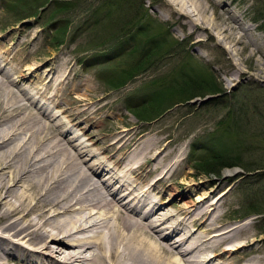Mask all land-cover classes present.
Returning <instances> with one entry per match:
<instances>
[{"label":"rangeland","instance_id":"374dc122","mask_svg":"<svg viewBox=\"0 0 264 264\" xmlns=\"http://www.w3.org/2000/svg\"><path fill=\"white\" fill-rule=\"evenodd\" d=\"M202 2L208 7L204 21L209 29H197L190 35V25L171 13L167 0H0V63L10 70L21 66L29 77L22 79L12 70V78L27 90L39 73L34 65L42 64L45 70L49 64L58 69L47 84L49 91L58 79L66 88L64 98L73 89L86 97L80 106L83 111L89 104L102 106L100 111L93 106L84 112L80 124L68 113L62 116L67 123L74 120L66 125L71 128L70 137L94 150L98 159L91 156L93 161H103L102 178H108L105 169L110 167V155L102 153L100 144L115 140L124 128L132 136L148 134L146 144L157 139V150L165 149L162 160L166 164L178 155L171 172L149 193L156 199L165 195L166 203L160 208L163 215H156L161 224L158 229L162 230L167 219L189 221V215L182 214L186 193L192 204L208 212V221L216 223L217 229L235 228L230 238L219 241L242 245L228 253L230 260L264 264V213L248 210L252 203L264 202V0ZM186 7L193 8L189 3ZM232 16L242 26L243 41L236 45L231 34L237 31L222 30L230 26ZM157 35L166 39L162 51L151 57L149 67L129 78L130 71H136L133 66L146 59L142 50L151 40H159ZM111 74L116 76L110 79ZM187 75L196 81L211 77L223 92L175 104L180 100L178 94L166 90L164 97L157 98L166 101L160 106L162 111L170 108L151 121L129 110V106L149 101L151 92ZM116 82L123 84L115 87ZM160 108L157 103L155 109ZM53 113L60 115L61 109L54 108ZM93 115L94 119L83 123ZM230 126L238 129V138L226 135ZM236 142H242L241 166L224 168L219 174L198 169L204 152L230 151ZM249 167L254 169L248 171ZM191 225L197 229L199 224ZM207 242L212 245L211 240ZM217 253L214 263L221 260Z\"/></svg>","mask_w":264,"mask_h":264},{"label":"bare ground","instance_id":"6f19581e","mask_svg":"<svg viewBox=\"0 0 264 264\" xmlns=\"http://www.w3.org/2000/svg\"><path fill=\"white\" fill-rule=\"evenodd\" d=\"M167 5L172 14L186 19L190 35L209 29L202 0H167ZM230 18V26L222 30L237 31L231 34L236 45L243 41L242 26L238 17ZM41 66L34 65L39 73L29 91L12 78V70L22 79L29 77L21 66L10 70L0 63V264H236L228 253L242 245L219 242L235 228L217 229L208 212L192 204L186 193L182 214L189 215L190 224L167 219L158 229L156 215H163L165 195L156 199L149 193L171 172L178 155L166 164L157 139L146 144L148 134L132 136L124 128L115 140L100 144L102 153L110 155L108 178H102L103 161H93L94 150L70 137L66 126L74 120L80 124L83 113L96 103L83 111L86 97L73 89L64 98L66 88L58 79L49 91L47 84L58 69ZM54 108L61 109V116ZM65 113L74 120L67 123ZM191 223L199 224L197 229ZM199 228L203 230L196 237ZM217 252L221 260L214 263Z\"/></svg>","mask_w":264,"mask_h":264},{"label":"trees","instance_id":"16d2710c","mask_svg":"<svg viewBox=\"0 0 264 264\" xmlns=\"http://www.w3.org/2000/svg\"><path fill=\"white\" fill-rule=\"evenodd\" d=\"M127 34L128 33H126V35ZM122 36H124V34H122ZM156 38L159 40H155V39L151 40L149 46L147 45L148 48L142 50L144 52L143 54H145L146 56V59L142 58L136 64V66H133V68H135L136 71L134 72L130 71L129 78L131 76L133 77V75H135L136 72L139 73L140 71L139 69L143 70L144 68L149 67L148 65L151 64L153 60L151 59V57L158 55L159 52L162 51L161 46L163 45V43H165L166 39L161 40L160 39L161 36L159 35H157ZM115 76L111 74L110 79ZM125 77H126L125 74H123V79ZM203 77L204 78H200L199 81L198 80L196 81V77H191L187 75L186 77H184L182 81H178L175 82V84H172L171 86L161 88L157 93H153V96L149 103H145V105L143 106L137 105L133 107V111L135 112V115L142 120L150 121L163 114V112L170 107L168 106L164 109V111H162V108H160V106H163V104L166 103V101L164 99L162 100L160 97H164L163 95H165V91L169 89L173 90L175 94H178L177 96L178 98H180V100H178L175 104H177L180 101L184 102L185 100L193 99L194 97L197 96L204 97L209 94H218L223 92L221 89H219L220 87L216 86L213 78L211 77L207 78L205 76ZM116 83L117 84H114L115 87L123 84V83L120 84V82H116ZM158 95L160 96L159 97L160 99L157 98ZM160 100L162 101V105H160L161 102ZM157 103H159V108L161 110L155 109V105ZM233 127L235 128V126L228 127L225 133L226 135L231 133L234 138H238L237 136L238 129L236 128L237 131H234ZM242 153H243L242 142H238V143L236 142V145H234V147H232L230 151L210 150L208 153L204 154L201 157V159H199V161H197L198 169L206 174H219L224 168L238 166V165L241 166ZM249 168L250 169H248V171H252V169H254V167H249ZM262 202L263 201H261V203ZM248 210L251 212H257L258 214L264 213V202L262 204H259V206H257V204L255 205L252 203L251 206L248 208Z\"/></svg>","mask_w":264,"mask_h":264}]
</instances>
